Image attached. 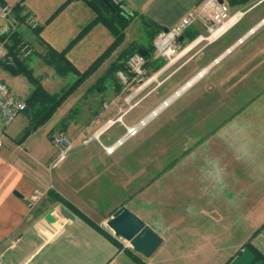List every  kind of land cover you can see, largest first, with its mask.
I'll return each instance as SVG.
<instances>
[{
    "label": "crops",
    "instance_id": "1",
    "mask_svg": "<svg viewBox=\"0 0 264 264\" xmlns=\"http://www.w3.org/2000/svg\"><path fill=\"white\" fill-rule=\"evenodd\" d=\"M204 1L124 0L123 8L135 15L130 27H142L147 38H128L101 60L115 38L103 24H97L77 40L96 18L84 2L2 0L14 10L19 9L21 17L32 16L40 23L39 34L25 26L19 32L34 49L28 60L31 69L44 64L42 57L51 49L66 51L68 60L80 73L101 60L85 83L93 77L91 82L95 84L92 87L102 96L105 81L116 77L112 95L119 97L125 94L119 73L128 75L127 65L126 71H119L112 77L108 76L110 71L123 62L127 53L132 56L139 50L146 52L147 60L151 55L153 67L161 64L155 59L153 35L171 29ZM224 2L230 5L231 12L238 8L237 12H246L245 16L264 4L263 0H251L248 5L235 7L229 0ZM247 7V10H241ZM245 16L201 53L183 55L173 63H181L176 69L171 64L158 71L154 92L185 69L194 74L192 78L201 70H207L205 79L220 68L216 74L220 89L216 94L234 103L208 113L217 121L201 120L191 131V137L197 136L194 137L195 145L181 156L183 160H173L132 199L124 196L131 188L132 160H97L95 164L91 160L90 168L82 166L81 160H72L74 168L68 169L73 170L66 175L60 170L65 161L52 169L57 158L41 160L40 166L49 175L41 176L28 160H6L4 148L0 151V264H231L250 242L264 256V25L260 26L264 16L257 17L256 22L221 44L218 51L210 52L213 59L201 68L199 66V70L196 71L198 65H193ZM205 34L204 27L198 22L184 35L182 42L187 45ZM216 52L218 55L215 56ZM217 59L219 63L214 64ZM117 79L123 86L117 84ZM137 93L134 97L139 95ZM144 99L138 100L134 109ZM11 125L6 131L4 147L10 137ZM231 133L235 134V158L227 160L224 154V159H212V148H229ZM237 134H242L243 139ZM29 138L21 145L12 139L18 147H23ZM103 175L113 184L101 185ZM134 177L139 179V174ZM116 188L118 191L126 188L123 198H117V202L114 200L117 193L113 192ZM103 203L107 205L103 206ZM123 206L163 239L162 246L150 259L133 252L106 228L107 219ZM53 210H58L60 215L58 223L52 226L42 222ZM128 250L142 263L136 262Z\"/></svg>",
    "mask_w": 264,
    "mask_h": 264
},
{
    "label": "rangeland",
    "instance_id": "2",
    "mask_svg": "<svg viewBox=\"0 0 264 264\" xmlns=\"http://www.w3.org/2000/svg\"><path fill=\"white\" fill-rule=\"evenodd\" d=\"M247 9L248 7L241 10L245 11ZM237 10L238 8L233 9L231 14L233 15ZM259 16H264V4L247 13L244 20L221 42L206 51L204 56L199 57L193 63L194 66L198 65L196 71L199 70V66L201 68V66L206 65L213 59L214 56H209L210 52H215L221 44L227 43L231 38L241 32L245 26L256 22ZM130 26L131 24L125 30V40L128 38H147L142 27L138 25L134 27ZM107 34L110 36V33L107 32ZM187 43L188 40L185 44ZM196 53L198 54V49L191 52L190 56ZM216 55H218V52H216L215 56ZM208 57L211 58L209 59ZM162 64L163 67H165L168 65V61ZM180 64L181 63L173 64L175 66L173 69H176ZM219 70L220 68H217L205 79L198 82L192 89L179 98L171 108L164 111L157 119L152 121L138 137L129 141L123 149L113 157L106 156L103 146L97 140H94L87 147H81L80 144H82V140L93 137L109 120L119 119L121 117V110L128 111L131 106L138 103V100L145 97L140 105L133 111H130L129 115L123 120L127 124L131 122L137 123L164 100L170 97L175 91L180 89L194 74L188 73V69H185L168 80L167 83L156 92H154V89L157 87L158 82L154 79L150 84H147L143 89L138 91L137 94L139 95H137V97L134 96L139 86H142V84L134 86L131 92H125L122 96L120 94V97L117 95L113 96L112 88L116 81V77L108 78L105 81V90L101 94L102 96H100L97 90L92 87L95 84L94 81L91 82L93 79L92 77L77 91L70 92L69 95L66 96V99L59 106L54 116L47 123L40 126L38 130L30 136L31 138H29L28 142L23 147H18L17 143L31 126L32 114L27 111L16 118L8 130L11 138L9 137L8 140L5 141L3 150L5 159L28 160V164L33 166L38 173L40 172L41 176L43 174L49 176L39 163H42L41 160H55L58 157L59 148L55 143V137L64 134L77 140V145L61 165L60 170L62 174L66 175L70 172L68 169L74 168L72 160H81L82 166L85 167L86 165L87 168H90L91 160H93V164H95L97 160H132L130 165L131 188L124 194L126 199L129 197L132 199L145 184L162 172L173 160H183L181 156L189 147L195 145L194 137L197 136L191 137V131L197 127L201 120H205L207 123L214 121V119L217 121V118L209 116L208 113H213V111L217 109H222V105L234 103L233 101L229 102L227 99L223 100V98H221L222 95L216 94V90L218 91L220 89L216 76ZM157 74L158 72H153V68L147 71L144 83ZM32 75L35 81L47 92L59 94L60 96L69 91L71 86L78 79V77L73 74L67 77H61L54 68L45 64L34 67L32 69ZM0 77L5 81L10 91L22 100L26 101L34 92V84L23 74H14L6 67L0 66ZM117 84H121L119 79H117ZM121 86L123 85L121 84ZM132 94L134 95L132 96ZM130 95L132 97L126 100ZM124 133L125 129L122 124L117 123L112 129L101 136L100 141L103 145L110 146ZM244 136L246 135L244 134ZM237 137L243 139L242 134H237ZM12 138L16 140L17 143L14 142ZM228 138L230 144L229 148L228 146H216L210 150L212 159H224V154L227 160L235 158V134L231 133ZM246 141L250 143L249 139H246ZM247 152H249V150ZM246 156H248V153ZM102 169L105 168L102 167ZM56 172L57 171H55V173ZM103 172L106 171L104 170ZM136 174H139V179H137V177L135 179L134 176ZM70 176L71 174L69 177ZM102 181L103 182L100 184H103L104 187L113 184V182L111 183L107 180L106 175H103ZM125 189H123L124 191H118L116 188L115 191H113L117 193L114 196L115 202L119 201L117 198H123L122 193L125 192ZM107 204L109 203L107 202ZM107 204L103 203V206ZM122 240V242L129 247L128 242L124 239Z\"/></svg>",
    "mask_w": 264,
    "mask_h": 264
},
{
    "label": "built area",
    "instance_id": "3",
    "mask_svg": "<svg viewBox=\"0 0 264 264\" xmlns=\"http://www.w3.org/2000/svg\"><path fill=\"white\" fill-rule=\"evenodd\" d=\"M114 6L123 7L124 0H109ZM264 2V0H263ZM246 12L238 11L231 14L230 5L221 3L220 0H205L195 10L188 12L174 27L169 30L161 31L154 41L156 51V60L161 63L168 61L171 65L178 61L183 55L198 49V54L206 47L214 44L226 33H228L235 25H237ZM200 22L204 27L206 34L196 37L194 40L184 45L181 38L196 23ZM264 25V20L260 26ZM22 26L31 31L40 28V23L34 17L29 16L24 24H20L14 16V9L9 6L0 7V63L7 62L13 64L14 60L9 56L7 44L10 38L20 32ZM254 31V30H253ZM252 31V33H253ZM243 43V40H240ZM34 53V49L30 42L24 40L19 46V57L28 59ZM219 60H215L214 64H218ZM148 60L145 56L136 53L127 60V74L119 73V78L124 85V92H131L134 86H139L136 93L143 89L144 86L150 84L156 76L144 83L147 75ZM207 70H201L194 78L186 82L180 89L175 91L169 98L164 100L159 106L153 109L147 116L142 118L134 125H127L123 119L128 112L134 109L131 106L129 111L121 110V117L117 120H109L93 137L82 140L84 146H88L94 140L100 142L108 156H113L118 150L123 148L129 141L138 137L139 134L148 125L157 119L165 110H167L175 101L181 98L189 89L206 76ZM135 94V93H134ZM132 94V96L134 95ZM127 98L129 100L131 97ZM27 109L25 100L16 97L8 88L5 81L0 77V151L4 148V138L8 127ZM121 123L125 129V133L118 138L112 145L105 146L100 141L101 136L112 129L115 124ZM101 132V133H100ZM100 133V135H98ZM98 135V136H97ZM55 143L59 148V155L52 165V169L66 160L67 156L75 149L77 140L72 139L64 134L55 137Z\"/></svg>",
    "mask_w": 264,
    "mask_h": 264
},
{
    "label": "trees",
    "instance_id": "4",
    "mask_svg": "<svg viewBox=\"0 0 264 264\" xmlns=\"http://www.w3.org/2000/svg\"><path fill=\"white\" fill-rule=\"evenodd\" d=\"M84 2L96 15L93 23L80 35L77 39H81L89 30H91L97 24H103L106 28L114 36V44L108 50V52L101 58V60L110 56L114 51H116L125 40V30L126 28L134 21L135 15H128L123 7L114 6L109 0H79ZM230 4L235 7L248 5L251 0H229ZM5 6V4L0 0V7ZM17 21L20 24H24L26 21V17H21V11L19 9L14 10ZM41 28L35 31L36 34H39ZM160 31H157L153 35V41H155L156 37L159 35ZM24 41L21 33L14 34L7 44L9 49V56L13 58L14 63L9 64L7 62L0 63V66L6 67L14 74H23L28 77L32 81L35 86L33 94L26 100L27 109L25 112H31V126L26 130L25 135L19 141V144L25 142L33 133H35L38 128L45 123H47L56 113L59 106L66 99V96L69 95L70 92L77 91L85 81L96 71L97 67L100 64L98 61L91 69L86 71L85 73H80L74 65L68 60L66 51L65 52H57L55 50H49L48 53L42 57L44 64L54 68L58 75L61 77H67L69 75H76L78 79L71 86L69 91L64 93L63 95L59 94H51L47 92L32 75V69L28 65V59H21L19 57V46ZM73 45V44H72ZM155 51V50H154ZM130 57V53H127L125 57H123V62L118 63L114 69L110 71V77L116 74L119 71H126V63ZM149 57V56H148ZM147 58V57H146ZM163 64H158L153 67L152 57L150 55V60H148L147 68L150 70L153 68V72H158L162 69ZM64 204L68 205L72 208L68 203ZM72 210L79 214L74 208ZM245 249H250L254 255L256 256V262L254 264H264V256L250 243L245 245ZM128 253L132 256V258L139 263H142L141 260L133 254L130 250ZM242 252L240 253V255Z\"/></svg>",
    "mask_w": 264,
    "mask_h": 264
},
{
    "label": "water",
    "instance_id": "5",
    "mask_svg": "<svg viewBox=\"0 0 264 264\" xmlns=\"http://www.w3.org/2000/svg\"><path fill=\"white\" fill-rule=\"evenodd\" d=\"M224 3V0H220ZM123 10L130 16L132 12L124 7ZM183 41V38H181ZM139 54L146 56V52L139 50ZM15 195L20 196L18 193ZM60 215L58 210L50 212L42 222H48L54 226L58 223ZM106 228L115 236L128 242L129 248L145 259H150L162 246L163 239L149 226L145 225L127 207L123 206L117 210L105 222ZM256 256L250 249H245L242 254L235 258L231 264H254Z\"/></svg>",
    "mask_w": 264,
    "mask_h": 264
},
{
    "label": "bare ground",
    "instance_id": "6",
    "mask_svg": "<svg viewBox=\"0 0 264 264\" xmlns=\"http://www.w3.org/2000/svg\"><path fill=\"white\" fill-rule=\"evenodd\" d=\"M100 133H101V132H100ZM100 133H99L98 135H100ZM98 135H97V136H98Z\"/></svg>",
    "mask_w": 264,
    "mask_h": 264
}]
</instances>
